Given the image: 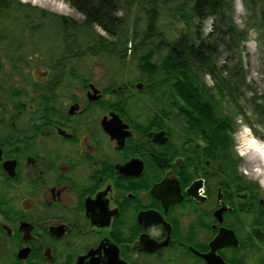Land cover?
<instances>
[{"label": "flooded vegetation", "instance_id": "flooded-vegetation-1", "mask_svg": "<svg viewBox=\"0 0 264 264\" xmlns=\"http://www.w3.org/2000/svg\"><path fill=\"white\" fill-rule=\"evenodd\" d=\"M5 5L0 264H264V191L231 147L184 101L118 82L122 52L76 49L73 17L28 24ZM50 26L61 50L26 33ZM102 54L111 67L90 64Z\"/></svg>", "mask_w": 264, "mask_h": 264}, {"label": "trees", "instance_id": "trees-1", "mask_svg": "<svg viewBox=\"0 0 264 264\" xmlns=\"http://www.w3.org/2000/svg\"><path fill=\"white\" fill-rule=\"evenodd\" d=\"M10 1L13 0H0ZM65 1L83 19L75 21L71 27L65 26L74 29L76 49L84 48V39L77 41V35L87 25L91 50L120 51L124 57H135L140 70L152 77L154 87L150 90L155 96L164 101H184L185 115L197 129L208 132L209 136L216 132L219 141L227 143L234 129V119L232 110L228 108L227 111L222 101L231 103L235 112L242 113L247 121L251 115L256 117L255 123L264 127V92L254 81L246 79L243 62V46L249 37V29L256 27L264 34V0H244L251 20L246 27L239 26L234 19L235 0ZM167 5L174 6L185 24L174 38L164 35L158 23L161 8ZM16 8L27 10L24 15L32 21L68 17L54 13L47 15L44 11L39 15L21 6ZM133 8L139 12L130 33L127 20ZM207 18H213V22L210 31L205 33L202 26ZM138 19H142L143 24ZM40 25L39 22L33 26ZM95 26L108 35L96 32ZM222 53L227 59L220 62ZM156 55L161 57L159 62L153 60ZM206 75L210 76L212 84L207 83ZM241 101L248 102L251 115L246 114Z\"/></svg>", "mask_w": 264, "mask_h": 264}, {"label": "rangeland", "instance_id": "rangeland-1", "mask_svg": "<svg viewBox=\"0 0 264 264\" xmlns=\"http://www.w3.org/2000/svg\"><path fill=\"white\" fill-rule=\"evenodd\" d=\"M3 3L4 5H1ZM5 3H15V4L20 3L21 7L28 9V11L33 10L39 15L42 14V11H44L47 13V15H51L52 13H54V14L65 15L68 17H73L77 22H81L82 20V15L65 0H38V3L35 5L32 3V0H28L27 3H23L22 0H13L10 2H0V6H6ZM14 8L15 6H10V8L6 10H2V13L5 14L3 18L5 19L10 18L11 15L9 13L13 14L15 12L17 14L14 13L12 15L13 17L19 18L21 19L22 22H26L28 24L41 20V19H38V20L32 21L31 19H28L24 15L27 10L19 11ZM18 11L20 13H18ZM138 12L139 11L137 8H133L128 16L127 23L129 26L128 31L130 33L132 30L131 26L136 21L135 17H136V14H138ZM233 16L239 26L246 27L249 25L251 20L250 18H248V10L244 4V0L234 1V15ZM45 19H49V17H45ZM180 19H181V16L179 15L178 11L174 9V6L167 5L161 8V15L159 16L158 23L164 35H166L169 38H174L178 34L179 29H182L185 27L183 19L182 20ZM53 22L54 21H52V23ZM138 22L140 24H143L144 21L142 19H138ZM212 22H213V18H207L204 20L202 28L205 33L210 31ZM51 27L53 26H50L46 31H43V33H41L40 30L30 31V29L28 28L26 33L27 34H31V33L44 34L45 39H49L47 38V35L51 34L53 36L52 40L54 41V44L55 42H58V45H59L58 49L61 50L62 45H63L61 42V35L65 36L66 34H64L61 28L57 31L51 32L49 31ZM94 29L96 30V32L100 34L108 35L106 31L103 30L99 26H95ZM83 32L81 29V31L77 35L78 40L77 38L76 40L81 42V40L83 41L84 39V42H86L85 38H87L88 39L87 42L89 43L90 28L87 32L86 31H83ZM75 46H76V42H75ZM128 46H129L128 50L129 52H131L130 41L128 43ZM243 49H244L243 50V62H244L246 79L254 81L256 85L258 86V89L264 92V34H262L256 27H251L249 29V37L244 42ZM115 52L119 53L120 51H115ZM104 57H105V54L98 55L95 58H92L90 60V64L100 65L98 62L102 61V64H101L102 67H106V68L111 67V64L107 63ZM160 58H161L160 55H156L153 58V60L159 62ZM226 59H227V55L225 53L224 54L222 53L219 56L220 62H223ZM112 65H116V67L117 66L119 67L118 74H117L118 82L121 83L124 80L125 82L130 81L133 83L142 82L143 83L142 88H138V89L134 88V89L135 91L138 90L139 92L138 91L137 92L139 93V95L143 97H146V95H148L147 94L148 91L151 92L150 88H153L152 86H150L152 77L147 76L145 72L140 70V68L137 65V61L135 57L133 56L124 57L123 56L121 61L117 62V64H112ZM205 80L207 81L208 84H212V80L209 75L205 76ZM148 84H149V87L147 88ZM152 93L153 94L151 96L156 98L155 92H152ZM241 103L244 105L246 114L251 115L250 114L251 108L248 105V102L241 101ZM222 105L227 111L229 110L228 108L232 110V117L234 119V124H233L234 129L231 130L230 132L231 137L229 138V140L227 141L225 145H229L231 147V150L233 151V153L241 161L243 171L247 173L250 176V178L255 180L256 183L259 185L258 179L255 178L257 177V171H256L257 166L253 164H249L247 160L248 156L253 154V151L252 149L246 147V143L253 137L257 138L260 142L264 143V127L262 126V124H256L255 123L256 117L252 115L249 118L250 122L244 119V116L242 115V113H236L233 108V105L229 103L228 101H222ZM214 133L216 135V132ZM243 150H246V152H244ZM258 169L264 170V167L262 168V166H259ZM262 190L264 191V189Z\"/></svg>", "mask_w": 264, "mask_h": 264}, {"label": "bare ground", "instance_id": "bare-ground-1", "mask_svg": "<svg viewBox=\"0 0 264 264\" xmlns=\"http://www.w3.org/2000/svg\"><path fill=\"white\" fill-rule=\"evenodd\" d=\"M246 147L252 149L253 151V154L249 155L247 158L249 164H253L257 166L256 169H258L259 166H262L263 168L264 167V148H262L260 144L254 143L253 138H251L246 143ZM243 151L246 152V150H243Z\"/></svg>", "mask_w": 264, "mask_h": 264}, {"label": "clouds", "instance_id": "clouds-1", "mask_svg": "<svg viewBox=\"0 0 264 264\" xmlns=\"http://www.w3.org/2000/svg\"><path fill=\"white\" fill-rule=\"evenodd\" d=\"M23 3H27L28 0H22ZM32 3L35 5L38 3V0H32ZM253 142L260 144L262 148H264V143L260 142L257 138L253 137ZM257 177H255L256 179H258L259 185L261 187V189H264V170L261 169H257ZM245 175H248L247 173H245Z\"/></svg>", "mask_w": 264, "mask_h": 264}, {"label": "water", "instance_id": "water-1", "mask_svg": "<svg viewBox=\"0 0 264 264\" xmlns=\"http://www.w3.org/2000/svg\"><path fill=\"white\" fill-rule=\"evenodd\" d=\"M142 86H143V83L142 82H138L137 83V87L138 88H142ZM222 238H223V234L220 232L216 237H215V239L213 240V242H221L222 241Z\"/></svg>", "mask_w": 264, "mask_h": 264}]
</instances>
